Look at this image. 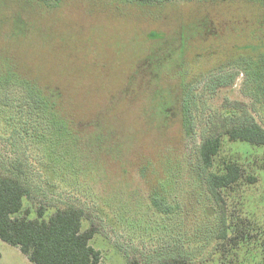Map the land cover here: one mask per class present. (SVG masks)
<instances>
[{
    "label": "rangeland",
    "instance_id": "374dc122",
    "mask_svg": "<svg viewBox=\"0 0 264 264\" xmlns=\"http://www.w3.org/2000/svg\"><path fill=\"white\" fill-rule=\"evenodd\" d=\"M263 9L264 0H0V84L14 88L15 59L57 92L69 125L0 118V171L30 188L21 214L84 209L83 230L96 227L91 244L108 264H160L178 241L191 264H264V146L226 132L243 117L264 127ZM216 135L208 172L236 161L244 175L218 199L196 170L201 143ZM0 264L35 263L0 238Z\"/></svg>",
    "mask_w": 264,
    "mask_h": 264
},
{
    "label": "trees",
    "instance_id": "16d2710c",
    "mask_svg": "<svg viewBox=\"0 0 264 264\" xmlns=\"http://www.w3.org/2000/svg\"><path fill=\"white\" fill-rule=\"evenodd\" d=\"M262 14L264 18V9ZM53 35L49 33L48 37L52 38ZM12 64L14 72L21 76L17 75L18 77L9 80L14 86L13 89H4L0 84V118L7 117L5 120L9 122L38 119L39 123L48 122L49 117L61 120L59 117L62 114L61 109L54 101L57 92H48L50 89L45 85H38L27 77L26 70L13 58ZM186 91L190 93L188 89ZM3 94H11L10 97L16 99L12 103L8 100L10 97ZM185 96V101L189 103V94L185 93ZM7 101L9 103L5 105ZM4 107L9 109H3ZM63 124L68 125L65 122ZM226 132L231 140L264 146V127L254 119L243 117L239 124L228 127ZM222 144L220 135L206 138L199 148L200 165L196 168L198 177L208 183V188L216 199L220 197L222 189L241 184L244 178L242 166L236 161L226 162L221 173L208 172ZM248 177L250 182L256 181L255 176ZM29 193L30 188L20 173L8 176L0 171V238L2 240L18 246L35 264H108L102 261L100 250L95 249L91 244L96 227L91 226L83 230L84 209L71 205L58 209L49 218H44V208H40L38 217L33 219L21 214L24 211L25 197ZM164 210L166 213L169 211L165 206ZM186 247L183 242L178 241L168 251H161L160 264H191L193 259L188 256ZM127 264H140V262L133 260Z\"/></svg>",
    "mask_w": 264,
    "mask_h": 264
}]
</instances>
